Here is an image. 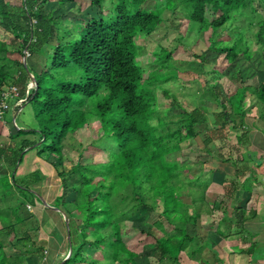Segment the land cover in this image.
I'll list each match as a JSON object with an SVG mask.
<instances>
[{"label":"trees","instance_id":"16d2710c","mask_svg":"<svg viewBox=\"0 0 264 264\" xmlns=\"http://www.w3.org/2000/svg\"><path fill=\"white\" fill-rule=\"evenodd\" d=\"M72 1L56 0V7L49 9L52 0H21L20 5L0 0V28L7 33L6 38H0V97L5 88L15 85L17 99L26 96L24 103L33 104L38 122L35 128H15L0 144V264H22L24 253L9 254L6 250L15 244L24 248L23 252L42 253L29 231H36L46 218L39 224L34 210L27 208V204L41 202L38 188L32 186L41 180L40 173L35 170L21 179L16 176L24 153L36 147L60 178L61 191L52 206L68 218L67 250L72 247L61 264L87 261L83 253L87 245L103 254L104 264H183V256L198 260L204 245L192 232L199 228L208 206L207 182L201 178L202 168L190 170L192 164L203 161H168L166 156L198 135L196 125L208 120L209 108L205 103L192 104L168 116L160 110L157 92L171 98V106H176L179 96L164 83L185 82L180 73L191 80L203 79L199 98L219 108L203 138L204 151L215 156L210 143L223 142L229 134L235 135L240 149L248 144L247 131L242 129L244 118L252 114L247 101L254 98L253 103L262 104L264 116V74L258 82L241 81L223 95L219 82L224 81V74L205 69L207 53L221 55L230 64L239 57L250 60L256 50L240 32L233 38L210 36L206 51L178 63L171 51L157 47L150 52L149 61L156 68L146 73L138 58V39L160 25L168 0L153 7L147 4L150 0H109L108 14L86 15L78 21H63L53 15ZM103 1L90 0V4L101 9ZM250 1L178 3L198 31L216 34L235 14L244 13ZM207 6L213 13H221L210 19ZM258 15L254 38L264 54V11ZM24 50L30 56H44L39 71L21 58ZM32 78L35 83L28 88ZM91 121L100 127L92 135L91 147L104 151L106 159L78 160L66 171L61 167L64 140L89 127ZM217 156L230 161L237 171L248 168L244 158ZM141 211L157 214L146 228L137 220ZM32 219L38 225L28 226L25 234L18 236L19 224ZM124 222L132 223L152 241L141 251L127 246L122 234ZM139 257H151L155 262L143 263Z\"/></svg>","mask_w":264,"mask_h":264},{"label":"rangeland","instance_id":"374dc122","mask_svg":"<svg viewBox=\"0 0 264 264\" xmlns=\"http://www.w3.org/2000/svg\"><path fill=\"white\" fill-rule=\"evenodd\" d=\"M7 1H10L12 4L16 5H20L21 3V0ZM55 1L56 0H52L51 4L47 5L49 6V9H53L56 7ZM108 1L109 0L103 1L101 9L96 6H92L90 4V0H73L72 2H65L59 9H57L53 13V15L58 16L63 21H78L86 15L100 16L101 14H108L110 12V9L108 8ZM165 1L166 0H150L147 4L150 7H153L155 4L162 5L165 3ZM176 1L170 0L169 3L168 0V8L165 9L161 14L162 21L160 25L149 35H141L138 39V43L141 45V49L139 50L140 55L138 58L140 59V64L146 73L156 68V65L149 62L151 57L150 52L154 48L161 47L165 48L168 51H171L173 60L178 63L183 59H193L195 58L196 54H200L202 51H206L210 36L233 38L235 37V35H237L238 32H240L243 35H246L249 47H251V49L253 50H256L254 51L252 58L247 61L242 57H239L235 62L228 64L221 55L208 52V63L206 64L205 69L208 71L215 69L220 74H224V83L219 82V84H221L220 88L223 92V95H225L226 92L233 91L232 89H234L235 86H239L241 81H246V83L258 82V80L263 77L264 54L258 50L259 45L255 42L254 31L256 29V21H258L260 17L258 13L261 10L264 11V0H251L250 4L244 9V13L235 14L229 20V22L225 24L224 28L219 27L216 34H212L210 30L203 32L198 31L196 25H194V23H192L191 20L187 17L186 10L181 6L180 3H178V0ZM176 3L180 5H177V7L173 11H171ZM220 13V11L213 13L209 9V6H207V15L210 17V19L213 16L219 15ZM6 34L7 33H4V31L0 28V38H6ZM52 41L54 42L53 39ZM21 58L23 59V56ZM25 60L30 66H32L34 71H39L42 67V64L44 63V56L42 54L34 56L26 54ZM180 75L182 79L186 80L185 82H183V80L177 79L164 83V86L169 88L171 92H175L179 96L177 97V99L181 106L179 104L176 106H171V98L164 97L162 93L158 91L157 102L159 106L162 107V109H160L161 112L165 115L172 116L178 112H181L183 108H190V105L192 104L205 103L209 108L206 114L208 120L205 123L196 125L198 135L195 138H190L183 141L181 143V149L172 154H168L166 156V159L168 161L179 160L180 162L194 163L198 158L203 162L201 161L202 163L199 164L191 163L192 167L190 171H197L198 168H202L203 171L206 170L204 172L205 174H202V176L206 177L209 174L207 172L209 166L218 167V171L222 172V168L226 166V164H222L223 161L217 156V154L219 155L221 153L222 155L224 154L227 157L235 158L238 155V149L236 148V146L233 147L234 143H232V146L229 141H226L225 145L223 142L217 141V144L212 142L210 143V148L215 156H210L204 151L203 138L206 136V132L210 128L213 119V112L215 110H218L219 108L213 102H207L199 98V94L202 92V85L204 83L203 79L198 77L191 80L187 75H184L182 73H180ZM14 99L17 105L10 109L11 101H8V108L3 113L2 117H0V129L4 124L2 119L9 122L8 128L10 132H13L15 128L37 127L38 122L35 117V109L33 104L31 102L24 103L26 100V96L20 99ZM253 100L254 98H252L251 101L250 99L247 101V104L249 102V106H252L251 109H249V112L255 114L261 113L263 110V105L259 102L255 104L253 103ZM247 117L244 118V123H248V121L250 120L249 118H252L250 115ZM251 125V127H253L256 124L253 123ZM244 127L245 126H243L242 129ZM99 129L100 127L97 121H91L89 127L79 129L76 135H68L65 138V146L63 148L64 158L63 161H61L62 168L67 171L72 166V164H74L78 160L82 162H88L93 160L99 161L102 159H106V153L104 151H99L91 147V141L93 137L92 135ZM3 136H1L0 138L4 139ZM38 152V148L36 147L28 149L24 153L22 161L16 167V176L21 179L22 176H25L32 171H38L41 176L40 179L46 177L47 182L44 187H40V183L37 184L39 186L40 194L44 198V200L53 202L54 197L61 191L60 178L54 173L53 170L49 169V163H46V161L49 162V160H46V155H38ZM81 157H83V159H81ZM227 164L230 165V163ZM46 215L48 216L47 218H49L48 221H51V218H55L58 224L60 226H63L62 218H60L57 213H55V217H52L53 215L51 216L49 212ZM142 215L143 218L141 220L138 219V217L141 218ZM156 217L157 214L154 212H148L147 214L144 213V211H141L140 215L137 216V220H139L138 222H141L140 224L146 228ZM122 227L124 228V231L122 233L124 241L126 242L127 246L136 251H141L144 244L152 241L151 237L147 236L145 233L140 232L139 230H136L133 224L130 222L122 223ZM9 252L11 253L12 251ZM66 252H68L67 240L66 245L64 246V250L60 254V257L67 254ZM83 253L88 256L91 262H94V260L98 262V260L104 258L103 254H101L99 251L97 252L96 250L91 249L88 245L84 248ZM36 255H38L40 259L43 256L40 253ZM47 260L48 256H46V258H42L40 263L42 262L43 264H49L47 263ZM138 260L143 263H146L148 261L155 262L154 258L151 257H139ZM36 261L37 259H34L33 257L31 258V260L27 261L26 264H37ZM76 264H89V262L86 261ZM98 264H104V261H100ZM183 264H189V261L185 256H183Z\"/></svg>","mask_w":264,"mask_h":264},{"label":"crops","instance_id":"0c3cea01","mask_svg":"<svg viewBox=\"0 0 264 264\" xmlns=\"http://www.w3.org/2000/svg\"><path fill=\"white\" fill-rule=\"evenodd\" d=\"M9 101H11L10 109L17 105L14 98ZM250 116L252 118H249L248 123H244L243 128L247 131L245 138L248 144L240 147L237 155L248 162V168L237 171L230 161H223L222 164H226L224 167L227 168L223 167L222 172L218 171V167L209 166L208 176H201L207 182L205 199L208 206L202 214V220H199V228H194L192 233L201 237L200 241L204 249L200 259L187 258L189 264H264V116L261 113H252ZM2 121L5 125L1 126L0 135H4V139L0 138V144L5 142L10 133L9 122L3 119ZM253 123L256 125L251 127ZM226 141L234 143L232 146L237 148L235 135L229 134L228 138L223 141L224 145ZM46 163L49 162L46 161ZM49 166V169L55 173L50 163ZM38 183L41 184L40 187H44L47 184L46 177L32 185L38 188L40 193ZM45 201L50 205L53 203ZM27 208L34 210L39 218L38 222L46 218L45 224H41L36 231L30 230L29 233L32 239L41 246L42 258L48 256L47 263L57 264L62 257L66 256L60 257V254L64 250L69 235L63 216L58 209L43 202H37L34 206L27 204ZM48 212L51 216L53 215L52 217H55L57 213L62 218L63 226H60L55 218L48 221L49 218L46 215ZM38 222L32 219L19 224L18 236H23L28 226L38 225ZM6 250L9 254L24 253L25 258L22 264H26L33 257L37 259V264L42 260L33 252H23L24 248L18 244L6 247ZM87 261L91 262L89 259ZM100 261L105 262L106 260L101 259L98 262L94 260V264Z\"/></svg>","mask_w":264,"mask_h":264},{"label":"built area","instance_id":"2783aa9c","mask_svg":"<svg viewBox=\"0 0 264 264\" xmlns=\"http://www.w3.org/2000/svg\"><path fill=\"white\" fill-rule=\"evenodd\" d=\"M26 54L28 55L29 53L25 50L24 55H23V60H25ZM31 75V74H30ZM32 76V75H31ZM35 80L32 78V80L28 84V88H30L32 85H34ZM19 91L15 85H10L9 87L5 88L1 92V97H0V117H2L3 113L7 110L8 108V101L11 98H18Z\"/></svg>","mask_w":264,"mask_h":264},{"label":"water","instance_id":"95a60500","mask_svg":"<svg viewBox=\"0 0 264 264\" xmlns=\"http://www.w3.org/2000/svg\"><path fill=\"white\" fill-rule=\"evenodd\" d=\"M39 199H40L41 202H43L44 204H46V205H48V206H51V207L54 208V209H58V208H56V207H54V206L48 204V203H47V202H46V201H45L40 195H39ZM58 210H59V212L61 213V215L63 216V219H64V221H65V224H66V227H67V230H68V228H69L68 218H67L66 214H65L62 210H60V209H58ZM68 239H70V235H68ZM71 251H72V247H71V245H69L68 252H67L66 256L63 258V260H61V261L58 262L57 264H61L63 261H65V259L71 254Z\"/></svg>","mask_w":264,"mask_h":264}]
</instances>
